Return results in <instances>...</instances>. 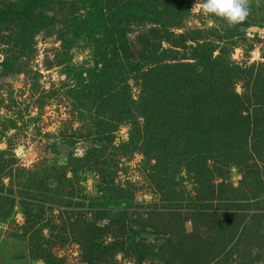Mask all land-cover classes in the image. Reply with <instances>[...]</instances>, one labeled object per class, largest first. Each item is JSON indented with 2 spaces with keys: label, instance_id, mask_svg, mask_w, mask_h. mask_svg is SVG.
Segmentation results:
<instances>
[{
  "label": "rangeland",
  "instance_id": "1",
  "mask_svg": "<svg viewBox=\"0 0 264 264\" xmlns=\"http://www.w3.org/2000/svg\"><path fill=\"white\" fill-rule=\"evenodd\" d=\"M36 1L0 17V264H87V237L109 245L93 264H264V0L231 28L202 0H131L114 40L84 1Z\"/></svg>",
  "mask_w": 264,
  "mask_h": 264
},
{
  "label": "trees",
  "instance_id": "2",
  "mask_svg": "<svg viewBox=\"0 0 264 264\" xmlns=\"http://www.w3.org/2000/svg\"><path fill=\"white\" fill-rule=\"evenodd\" d=\"M86 3V6L88 8V10L86 11L85 15L87 18H85L84 21L89 22V29H97L98 31H101L105 37H110V39H115V36H119V35H123V33L126 32V28L125 26L127 24H131L134 21V18L143 15L144 16V11L145 9L143 8V6L137 2H133L131 0H109L110 3L107 4V6L109 8H112V15L111 16H106L104 17V12L101 8H97L98 6H100L101 4H103L102 0H82ZM108 2V0H107ZM37 4L36 0H26L24 6H17V4H14L12 2H7L6 5H0V17L3 20L4 17L8 16L9 13H14L15 15H18V17H20V19L23 20H27L30 15H31V10L35 7V5ZM94 9V11H93ZM98 9L97 15H96V10ZM30 10V11H29ZM127 12V14L125 15V20L122 18L121 16L123 15V12ZM134 15H133V14ZM30 14V15H29ZM143 18V17H142ZM0 19V21H1ZM146 19V18H144ZM124 20V21H123ZM147 20V19H146ZM114 22V23H113ZM88 28V27H86ZM96 31V30H95ZM97 34V33H96ZM202 58V56L200 57ZM98 62V60H96ZM104 61V60H102ZM96 62V63H97ZM106 61H104L105 63ZM206 62V61H204ZM218 65H222L221 62L218 63ZM174 79L175 82L174 84L172 82H170V84L174 86V91L177 89L176 93H178L179 96H182L181 93L178 92V90H180V86L183 87L184 89H188V91H192V92H198L199 91V83L197 82H193V81H188V77L185 76H180L178 74L174 75ZM194 83V85L192 86V83ZM178 83H180L181 85H178ZM201 83H203V81H201ZM186 86V87H185ZM192 86V87H191ZM161 90H164V88H161ZM175 93V94H176ZM167 94L166 92H162L161 96L162 98L165 97L164 95ZM177 95V97H178ZM168 96V94H167ZM262 95H260L261 97ZM263 98V97H262ZM187 99H190L189 97ZM189 101V100H188ZM191 104V102H190ZM213 104V103H212ZM260 120H263V118H261ZM154 123H156V121L151 122L152 125H154ZM112 193H110V195L114 196V200H110L108 197L100 202H98L99 208H95V211H97L99 217H108L110 214V210H112L111 208H109V205L112 201V204L114 206H118L120 204V201H125L124 202V206L129 205V201L130 198H123V200H120L121 197L118 195H114L113 194V190L110 191ZM111 197V196H109ZM97 204V203H96ZM108 207V208H106ZM110 220L116 221L117 219L115 217H110ZM116 219V220H112V219ZM119 219V218H118ZM124 219L125 218H120V224L123 225L124 223ZM131 225V224H130ZM147 227V226H146ZM144 225H140V227L138 228H130V232L128 234L129 238H128V243H130V246H134V250L137 253V256L139 258V261L143 259V256L145 255V253H147L148 249L150 248L151 245H149V243H147L146 241L143 240V238L138 239V241L135 240V238L138 237V235L140 233H142L143 231H146V228ZM153 232H157V234L160 235V233H158V230H154ZM167 232H165L166 234ZM169 233V232H168ZM87 241L89 242L87 244L88 250H89V255L86 257V262L87 264H93L92 261L94 259L93 257V253L97 252L99 249L102 248H109L107 245L105 246H101L98 243H95L93 241V238L91 237H87ZM168 238V237H167ZM166 238V239H167ZM115 243H110V247L112 246L114 249L118 250V248L122 249L123 243H121V247H119V243L117 242L115 245Z\"/></svg>",
  "mask_w": 264,
  "mask_h": 264
},
{
  "label": "clouds",
  "instance_id": "3",
  "mask_svg": "<svg viewBox=\"0 0 264 264\" xmlns=\"http://www.w3.org/2000/svg\"><path fill=\"white\" fill-rule=\"evenodd\" d=\"M205 16L222 19L231 28L249 15V0H202L194 4Z\"/></svg>",
  "mask_w": 264,
  "mask_h": 264
},
{
  "label": "built area",
  "instance_id": "4",
  "mask_svg": "<svg viewBox=\"0 0 264 264\" xmlns=\"http://www.w3.org/2000/svg\"><path fill=\"white\" fill-rule=\"evenodd\" d=\"M126 264H130V261H126Z\"/></svg>",
  "mask_w": 264,
  "mask_h": 264
}]
</instances>
